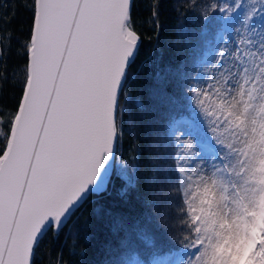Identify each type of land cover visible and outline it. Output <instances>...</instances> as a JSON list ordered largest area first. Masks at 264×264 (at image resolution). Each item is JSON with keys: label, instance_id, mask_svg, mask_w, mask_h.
Segmentation results:
<instances>
[{"label": "snow or ice", "instance_id": "1", "mask_svg": "<svg viewBox=\"0 0 264 264\" xmlns=\"http://www.w3.org/2000/svg\"><path fill=\"white\" fill-rule=\"evenodd\" d=\"M7 6L0 0V8ZM135 6L136 0L28 3L21 92L10 112L0 110V264H37L44 239L58 237L91 195L106 192L114 176L122 197L133 183L118 153L129 70L143 39ZM160 6L147 0L143 23L158 29ZM183 6L204 21L219 12L241 22L235 45L218 49L203 74L185 78L192 117L167 129L177 145L171 165L154 178L165 205L155 207L180 247L161 256L156 247L137 245L135 223L101 210L111 230L124 234L108 264H264V0ZM10 39L0 28V61ZM156 77L159 102L176 103L174 72L166 66Z\"/></svg>", "mask_w": 264, "mask_h": 264}, {"label": "trees", "instance_id": "2", "mask_svg": "<svg viewBox=\"0 0 264 264\" xmlns=\"http://www.w3.org/2000/svg\"><path fill=\"white\" fill-rule=\"evenodd\" d=\"M30 0H7V8H0V28L11 39L4 48L0 61V110L10 112L16 105L24 78L26 63L23 44L29 35L31 20L27 5ZM224 0H203V3ZM147 0H136L134 16L141 25L143 39L135 63L129 70L124 102L128 111L123 118V139L119 153L129 162L128 171L134 176L133 183L126 185V195L121 196V181L114 176L108 190L91 195L75 213L58 237L48 235L37 253V264H50L62 259L63 264H108L117 258L123 233H114L105 212L115 211L135 223L141 233L132 240L137 245L156 247L161 256L179 250L168 228L160 220L159 205L161 176L172 163L177 142L170 140L167 129L171 122L180 128L192 117L193 109L186 101L185 78L202 74L213 59L220 39L228 29L224 14L215 12L208 21L202 19L199 10L183 6V0H161L159 28L143 23L149 17ZM187 35L180 37V29ZM170 67L175 74L172 91L176 103L161 104L157 95L158 70ZM133 158L134 167H133ZM145 237L152 243L145 244ZM139 255V253H137ZM126 257L121 255L119 259ZM156 257H149L150 260Z\"/></svg>", "mask_w": 264, "mask_h": 264}, {"label": "rangeland", "instance_id": "3", "mask_svg": "<svg viewBox=\"0 0 264 264\" xmlns=\"http://www.w3.org/2000/svg\"><path fill=\"white\" fill-rule=\"evenodd\" d=\"M241 2L242 3L248 2V0H241ZM232 3H233V0H224V4L230 5ZM226 22L228 25L227 26L228 29L224 32L223 36L221 37L219 45L217 47V50L220 49L222 46H225V45H227L228 47H233L235 45V43L238 41V39L240 38V34L237 33L235 31V29H236V27L240 26L241 17L232 16V17L227 18ZM217 50H216V53H217ZM216 53H215L213 58H215ZM212 61H213V59L211 60L210 63H207L205 69L211 67ZM185 126L186 125H182L180 128H183ZM182 139H188V137L185 136V137H182Z\"/></svg>", "mask_w": 264, "mask_h": 264}, {"label": "water", "instance_id": "4", "mask_svg": "<svg viewBox=\"0 0 264 264\" xmlns=\"http://www.w3.org/2000/svg\"><path fill=\"white\" fill-rule=\"evenodd\" d=\"M102 193H104V192H102ZM102 193H97V194H93V195H100V194H102Z\"/></svg>", "mask_w": 264, "mask_h": 264}]
</instances>
